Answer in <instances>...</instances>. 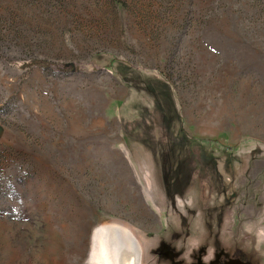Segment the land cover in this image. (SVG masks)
<instances>
[{
	"label": "rangeland",
	"instance_id": "1",
	"mask_svg": "<svg viewBox=\"0 0 264 264\" xmlns=\"http://www.w3.org/2000/svg\"><path fill=\"white\" fill-rule=\"evenodd\" d=\"M0 53V264H264V0H0Z\"/></svg>",
	"mask_w": 264,
	"mask_h": 264
},
{
	"label": "bare ground",
	"instance_id": "2",
	"mask_svg": "<svg viewBox=\"0 0 264 264\" xmlns=\"http://www.w3.org/2000/svg\"><path fill=\"white\" fill-rule=\"evenodd\" d=\"M91 261L94 264H138L139 243L129 229L103 223L92 234Z\"/></svg>",
	"mask_w": 264,
	"mask_h": 264
},
{
	"label": "trees",
	"instance_id": "3",
	"mask_svg": "<svg viewBox=\"0 0 264 264\" xmlns=\"http://www.w3.org/2000/svg\"><path fill=\"white\" fill-rule=\"evenodd\" d=\"M36 66L42 67V68L56 67L58 68V70L66 72V71H80L81 69H86V68H90V70L95 71V69H99L101 65L96 62L90 63V67L82 63L80 64H72V63L56 64L47 59L36 58V59H29V60L23 61L20 67L29 70L31 68H35Z\"/></svg>",
	"mask_w": 264,
	"mask_h": 264
}]
</instances>
